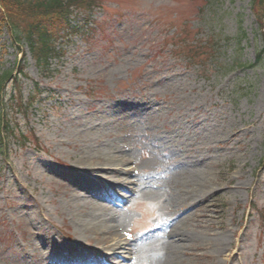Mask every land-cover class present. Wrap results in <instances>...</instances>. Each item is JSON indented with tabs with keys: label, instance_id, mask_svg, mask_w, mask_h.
I'll return each mask as SVG.
<instances>
[{
	"label": "rangeland",
	"instance_id": "obj_1",
	"mask_svg": "<svg viewBox=\"0 0 264 264\" xmlns=\"http://www.w3.org/2000/svg\"><path fill=\"white\" fill-rule=\"evenodd\" d=\"M94 1L89 14L72 11L78 33L56 46L46 70L0 22V77L11 74L0 109L17 130L0 153V264H75L78 254L95 264L111 238L175 222L154 183L117 213L115 236L84 231L69 214L83 194L78 180L91 173L104 181L114 168L92 160L121 149L138 174L156 147L162 164L210 158L213 191L188 228L220 241L227 230L222 254L191 246L182 264H264V62L248 67L263 47L264 8L253 0ZM92 22L98 31L85 34ZM33 91L41 95L22 118L11 95L27 103Z\"/></svg>",
	"mask_w": 264,
	"mask_h": 264
},
{
	"label": "bare ground",
	"instance_id": "obj_2",
	"mask_svg": "<svg viewBox=\"0 0 264 264\" xmlns=\"http://www.w3.org/2000/svg\"><path fill=\"white\" fill-rule=\"evenodd\" d=\"M157 151V147L153 149L154 160H159ZM124 152L125 151L119 149V155L116 157H104V159L97 157L98 160L96 158L91 161L102 163L101 165L113 163L111 165L114 167L112 168L113 170L109 169V172L104 171V173L109 176L104 178V183L100 184L97 182L98 185H92L94 183V174L91 176L92 178L87 177L78 180L80 183H77V188L81 193H84V191L85 193L81 195L77 193L74 196L73 206L71 207L73 212L70 210L69 213L78 227L91 234H96L99 231L102 232L104 236L110 234L112 231H115L118 224L123 225L121 223L122 218L117 221L115 217L113 218V216H110V209L104 203V201H106L104 198L114 197L110 193L112 192L110 190L113 188V190L117 189L121 192H126L128 188L127 185H132V188H130L131 192L135 190L141 191L144 188L149 190L150 185L154 183L152 185H156L158 189H161L160 191H162L165 196L166 203L172 212V216L177 217L175 222H170L171 225L169 224L166 226V224H163L159 229L148 234L149 236L140 240L135 239L131 241L132 244L129 246L134 254L136 252L139 255L141 259L140 264H182V254H190L193 247L197 249L199 247L209 246L212 247L213 253L222 254L223 250L226 249L224 248V242L225 239H227L225 235L227 230L222 229L223 234L221 235V241L215 233L207 230V234L203 235L205 237L206 235L209 236L210 239L201 242L203 235L198 231L188 228L193 226L192 223L195 222V219L204 216L203 214L198 215L196 208H200L202 204H205L213 191L212 186H210L211 181L206 175L208 171L206 168L210 158L207 160L203 157L195 158V156H189L187 158L176 157L172 162L164 164L151 160L145 165H141L140 170L143 173V171L153 167L154 175L152 173H139L134 177V180H129L126 176L130 173V170L126 169V164L128 162H126V158L123 156ZM170 159L171 158L168 156L165 158L167 162ZM157 166L161 173H155ZM76 167L80 168L82 164H76ZM86 169L89 168L87 167ZM91 172L94 173L96 171L92 170ZM96 187L100 188V192L94 190ZM235 188L237 187L235 186ZM208 217L211 223V215H208ZM39 221L40 220L37 219L34 221L33 218V223H39ZM211 224L207 228H211ZM35 225H37V223ZM39 226L40 228L42 227L41 225ZM107 249L118 252L122 248H120L117 243H114L109 244ZM118 255L120 254H109L110 257ZM59 259L60 258H56L54 261L50 259V263L54 262L57 264V260Z\"/></svg>",
	"mask_w": 264,
	"mask_h": 264
},
{
	"label": "trees",
	"instance_id": "obj_3",
	"mask_svg": "<svg viewBox=\"0 0 264 264\" xmlns=\"http://www.w3.org/2000/svg\"><path fill=\"white\" fill-rule=\"evenodd\" d=\"M91 3L93 2L90 0H0V22L10 30L18 47L20 41L25 42L35 65L40 70H46L49 61L58 55L56 45L62 35L73 31L67 18L70 8L83 7ZM253 4L264 8V0H253ZM262 33L263 47L258 52L254 65H260L264 61V24H262ZM10 77L11 74L0 77V93L3 82ZM35 94L32 93L27 103L23 102L21 96L11 95L15 113L23 116L34 103L35 96L39 97V94ZM8 118L7 111L0 109V153L3 155L6 150V140L17 131L16 126L14 127ZM21 133L24 135L23 132ZM22 139L25 141V138Z\"/></svg>",
	"mask_w": 264,
	"mask_h": 264
}]
</instances>
